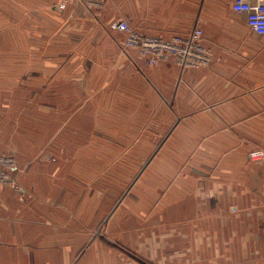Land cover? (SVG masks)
Segmentation results:
<instances>
[{"label": "rangeland", "instance_id": "1", "mask_svg": "<svg viewBox=\"0 0 264 264\" xmlns=\"http://www.w3.org/2000/svg\"><path fill=\"white\" fill-rule=\"evenodd\" d=\"M124 3L54 0V34L49 41L56 75L49 81L54 85L49 95L46 80L30 77L37 67L25 63L30 53L22 52L23 63H15L16 47L6 42L14 34L0 35L4 57H11L0 63V75H9V79L0 78V193L10 189L12 199L26 201L35 199L25 188L26 182L35 185L41 179L54 186L49 195L66 205L56 206V219L80 226V235L87 237L77 255H56L54 264H210L208 259H222L207 255L214 245L217 250H236L245 242L240 237H253L255 231L263 230L264 147H254L253 141L263 137L264 129L248 126L239 142V129L220 123L222 113L189 111L190 103L195 104L206 94L202 87L206 79L202 77L199 89L188 87L186 78L172 86L167 81L172 94L165 97V102L155 96V105L153 97L150 115L138 113L137 104L136 112L131 113L129 104L127 114L135 120L120 121L118 127H84L86 134L78 136V121L93 116V112L78 113L80 106L88 103L92 110L98 103L110 106L105 97L85 96L82 89H98L115 81L73 80L58 73L68 72L64 58L90 54L80 43L85 32L79 24L90 15L97 19L110 6L118 11L114 29L120 21H126L140 37H147L121 16ZM19 7L17 0H0V12L6 9V20L13 19ZM124 34L122 53L129 55L136 50L147 66L172 60L182 72L194 69L205 75L211 67L208 47L207 63L195 62L188 55L182 58L172 51L167 59H146L144 53L148 51L141 44L127 46L130 38ZM135 66L139 74H145L142 65ZM22 68L20 79L16 76ZM143 75L135 80L139 87H153ZM180 84L183 88L178 94L176 86ZM47 103H55L53 115L37 111L46 109ZM180 104L182 111L175 110L174 105ZM63 105L70 106L71 111L58 110ZM121 112L118 114L124 120L126 113ZM133 123L135 128L130 126ZM245 153L255 164L241 161ZM17 242L8 240L1 246L14 247ZM247 242L250 247L255 240Z\"/></svg>", "mask_w": 264, "mask_h": 264}, {"label": "crops", "instance_id": "2", "mask_svg": "<svg viewBox=\"0 0 264 264\" xmlns=\"http://www.w3.org/2000/svg\"><path fill=\"white\" fill-rule=\"evenodd\" d=\"M232 1L125 0L123 5L124 14L121 16H125L133 27L150 36H188L196 26L201 27L204 43L212 53V64L206 75L204 71L194 69L182 72L172 60L162 62L156 67L147 66V61L136 50L129 55L123 54L121 45L125 34L113 28L114 21L119 18L118 11L113 6L102 11L97 19L91 15L86 17L85 22L79 24L85 32L79 39L90 54L64 58L63 63L68 65V72L58 74L63 75V78L67 75V78L72 77L73 80H114L115 83H106L98 89H82L85 96L93 94L95 97H101L100 100L105 97L110 106L104 107L98 103L93 110L87 107L88 103L80 106L78 113L93 112V116L78 121V136L86 134L82 130L84 127H118L121 126L120 121L135 120L127 114L131 105V113L136 112L137 104L138 113L150 115L153 97L155 105V96L162 97L165 102V97L172 94V91L167 90L168 85L172 86L173 83L177 84L178 80L186 78L188 87L199 89L202 77L206 79L205 85L202 86L206 94L195 104L190 103L189 111L222 113L220 123L223 126L238 128L239 142L242 134L246 135L244 132L248 126L264 129V34L253 31L248 24L247 15L233 10ZM117 3L119 0H116ZM17 4L20 7L13 19L6 20V9L0 12V35L6 37L8 32H11L9 36L14 34L13 39L6 42H13L16 47L15 63H23L22 52L30 53L29 57H25V63L37 65L36 70H31L30 77L46 80V94L49 95L54 89L53 83L49 81L56 75V62L49 41V37L54 34L55 13L51 8L54 0H17ZM2 41L0 39V63L4 64L6 60L10 61L11 57H4ZM135 64L142 65L145 71L142 75L150 79L153 87L140 88L135 82L136 78L142 76ZM23 72L22 68L16 77L21 79ZM0 78L9 79V75H0ZM194 82H197L196 85ZM182 88V84L176 86L178 94ZM136 96L139 100H136ZM46 105V109L37 111L46 112L48 116L53 115L57 110L54 108L55 103ZM182 108L181 104L174 105L175 110L182 111ZM58 110L71 111V108L63 105L58 107ZM121 110L126 113L124 120H121L122 115L118 114L122 113ZM71 121L70 118L68 122ZM130 126L135 128L136 124ZM233 137L236 138V135L233 134ZM253 142L256 145L253 144L254 147H264V132L258 142L257 139ZM250 158L245 153L243 159L240 157L239 160L255 164ZM261 168L264 175V165ZM36 171L37 169L34 173ZM25 188L35 199H12L13 192L10 189L0 193V264H54L56 255H77L85 245L87 237L83 233L80 235V226L72 225L73 222L69 220L56 219V206L66 205L63 201H54L49 195L54 186L40 179L35 185L26 182ZM261 202L262 196L258 198L256 208ZM243 206L246 207V204ZM260 223L263 230L255 231L253 237L252 234L249 238L248 235L240 237L239 240L245 242L240 243L236 250L230 249L231 247L217 250L213 244L214 247L207 250V255L221 256L222 259H208L207 263L264 264V219ZM13 239L18 241L17 246H1L2 242ZM247 239H254L255 242L247 247ZM58 249L61 253L56 251Z\"/></svg>", "mask_w": 264, "mask_h": 264}, {"label": "built area", "instance_id": "3", "mask_svg": "<svg viewBox=\"0 0 264 264\" xmlns=\"http://www.w3.org/2000/svg\"><path fill=\"white\" fill-rule=\"evenodd\" d=\"M232 8L235 12L247 15L248 24L253 31L264 34V0H233ZM117 30L129 36L130 40H128L127 46L135 48L141 44L143 49L148 51L144 53L146 59H167L170 51H172L182 58L184 55L192 56L194 61L199 63L209 62L208 57L210 60L209 49L203 40L204 33L199 26H196L188 36L175 35L171 40L164 38L152 39L153 36L150 35L143 39L135 30L131 29L126 21H120ZM137 35L141 38V41Z\"/></svg>", "mask_w": 264, "mask_h": 264}, {"label": "trees", "instance_id": "4", "mask_svg": "<svg viewBox=\"0 0 264 264\" xmlns=\"http://www.w3.org/2000/svg\"><path fill=\"white\" fill-rule=\"evenodd\" d=\"M124 251H126L125 249H123ZM128 254H131L129 251H127ZM133 255V254H132ZM140 260V259H139Z\"/></svg>", "mask_w": 264, "mask_h": 264}]
</instances>
